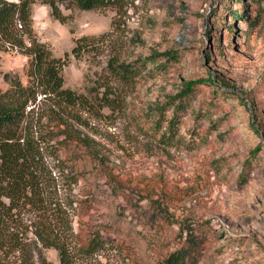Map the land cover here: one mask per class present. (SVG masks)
I'll return each instance as SVG.
<instances>
[{
	"label": "rangeland",
	"instance_id": "obj_1",
	"mask_svg": "<svg viewBox=\"0 0 264 264\" xmlns=\"http://www.w3.org/2000/svg\"><path fill=\"white\" fill-rule=\"evenodd\" d=\"M243 1L123 0L96 11L62 4L67 24L34 5L38 38L53 56L70 55L65 88L88 95L98 81L111 82L121 100L116 110L81 111L82 122L72 121L83 143L60 145L56 136L46 150L60 196L76 201L82 244L100 233L110 245L77 264H163L190 246L196 264H264V0ZM83 38L93 44L78 58L71 53ZM156 52L178 57L145 65ZM114 57L143 66L134 85L113 80ZM28 64L1 52L0 90L6 74L26 83ZM217 76L222 82L211 85ZM195 80L204 82L178 111ZM174 116L176 130L164 139ZM24 219L26 230L31 214ZM42 254L59 263L56 250Z\"/></svg>",
	"mask_w": 264,
	"mask_h": 264
},
{
	"label": "trees",
	"instance_id": "obj_2",
	"mask_svg": "<svg viewBox=\"0 0 264 264\" xmlns=\"http://www.w3.org/2000/svg\"><path fill=\"white\" fill-rule=\"evenodd\" d=\"M122 2L0 0V53L16 52L29 59L27 82L23 83L18 75L6 74L4 79L8 88L0 90V264H52L43 256L44 248L57 251L58 264L91 261L109 250L107 239L100 233L82 244L72 213L76 201H66L60 196L57 177L47 161L46 150L54 148L56 136L61 138L60 145L74 141L83 143V139L73 132L72 121L82 122L81 111L100 114L105 109L116 110L121 100L111 82L98 81L97 86L89 88L88 95L65 88L62 72L70 55L66 54L65 59L53 56L50 48L38 38L34 30L33 7L36 4L49 6L54 19L67 24L69 18L63 15L62 4H67L70 9L96 11L119 7ZM239 3L244 5L243 0ZM75 43L71 54L78 58L93 44L88 38L77 39ZM151 56L145 65H158L164 57L169 61L178 57L177 53L167 52H156ZM108 67L114 81L134 85L143 66L120 63L119 58L114 57ZM203 82L195 80L186 84L181 103L176 107L178 111L187 107L195 87ZM209 82L215 86L222 79L217 76ZM176 120L175 116L169 120L168 131L162 138L165 139L167 134L173 136ZM46 125L54 130L58 128L60 133L47 129ZM70 178L73 184L78 182L76 175ZM25 212L31 214L26 230L22 228ZM27 232L32 233L33 240L29 241ZM198 254L193 246L182 247L170 253L163 264H196Z\"/></svg>",
	"mask_w": 264,
	"mask_h": 264
}]
</instances>
